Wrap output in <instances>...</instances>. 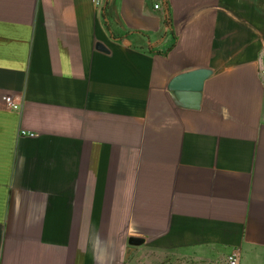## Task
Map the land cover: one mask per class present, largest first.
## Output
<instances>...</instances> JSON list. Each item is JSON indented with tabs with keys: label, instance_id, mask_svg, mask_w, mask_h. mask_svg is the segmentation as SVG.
Here are the masks:
<instances>
[{
	"label": "crops",
	"instance_id": "crops-1",
	"mask_svg": "<svg viewBox=\"0 0 264 264\" xmlns=\"http://www.w3.org/2000/svg\"><path fill=\"white\" fill-rule=\"evenodd\" d=\"M154 3L0 0V264H264V0Z\"/></svg>",
	"mask_w": 264,
	"mask_h": 264
},
{
	"label": "water",
	"instance_id": "water-1",
	"mask_svg": "<svg viewBox=\"0 0 264 264\" xmlns=\"http://www.w3.org/2000/svg\"><path fill=\"white\" fill-rule=\"evenodd\" d=\"M98 47L103 51H108L101 43L98 44ZM211 75L212 71L209 69H197L176 76L170 84V89L174 91L176 102L183 107L199 108L201 105L204 83ZM145 243V238L141 236H131L129 238V254L135 247Z\"/></svg>",
	"mask_w": 264,
	"mask_h": 264
},
{
	"label": "rangeland",
	"instance_id": "rangeland-1",
	"mask_svg": "<svg viewBox=\"0 0 264 264\" xmlns=\"http://www.w3.org/2000/svg\"><path fill=\"white\" fill-rule=\"evenodd\" d=\"M208 262H213V263L216 262V264L223 263L221 261H218L216 258L215 259L212 258V260ZM205 263L206 262H197L195 260H191L187 258H177L176 256H172L169 254L165 255V253H157L154 250H151L148 247H144V246L140 247V249H137L133 253L130 252L128 258L126 259V264H205Z\"/></svg>",
	"mask_w": 264,
	"mask_h": 264
},
{
	"label": "built area",
	"instance_id": "built-area-1",
	"mask_svg": "<svg viewBox=\"0 0 264 264\" xmlns=\"http://www.w3.org/2000/svg\"><path fill=\"white\" fill-rule=\"evenodd\" d=\"M93 2L95 5L99 6L101 5L102 0H93ZM154 2V7L156 9L161 7L162 0H154ZM4 100L10 108L20 110L21 105L15 100L13 95L6 94ZM227 264H240V253L238 251L231 252L227 257Z\"/></svg>",
	"mask_w": 264,
	"mask_h": 264
},
{
	"label": "trees",
	"instance_id": "trees-1",
	"mask_svg": "<svg viewBox=\"0 0 264 264\" xmlns=\"http://www.w3.org/2000/svg\"><path fill=\"white\" fill-rule=\"evenodd\" d=\"M169 21H170V17H168V19H167V22L169 23Z\"/></svg>",
	"mask_w": 264,
	"mask_h": 264
}]
</instances>
